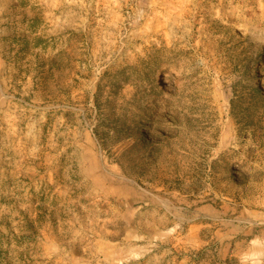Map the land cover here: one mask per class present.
<instances>
[{
  "label": "rangeland",
  "instance_id": "obj_1",
  "mask_svg": "<svg viewBox=\"0 0 264 264\" xmlns=\"http://www.w3.org/2000/svg\"><path fill=\"white\" fill-rule=\"evenodd\" d=\"M0 264H264V0H0Z\"/></svg>",
  "mask_w": 264,
  "mask_h": 264
}]
</instances>
